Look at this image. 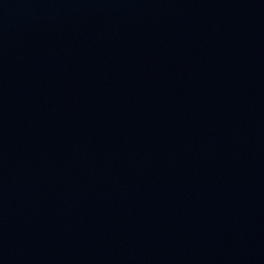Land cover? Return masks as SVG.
Instances as JSON below:
<instances>
[{
    "label": "water",
    "instance_id": "95a60500",
    "mask_svg": "<svg viewBox=\"0 0 264 264\" xmlns=\"http://www.w3.org/2000/svg\"><path fill=\"white\" fill-rule=\"evenodd\" d=\"M0 264H264V0H0Z\"/></svg>",
    "mask_w": 264,
    "mask_h": 264
}]
</instances>
